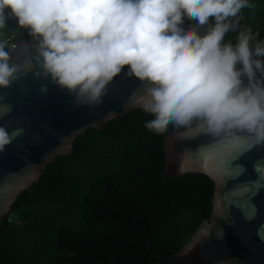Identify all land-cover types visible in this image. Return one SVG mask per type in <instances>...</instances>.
<instances>
[{"label": "clouds", "instance_id": "9594fccd", "mask_svg": "<svg viewBox=\"0 0 264 264\" xmlns=\"http://www.w3.org/2000/svg\"><path fill=\"white\" fill-rule=\"evenodd\" d=\"M254 8L251 0H0V29L8 19L27 29L40 69L35 75L73 94L81 106L101 104L127 67L128 77L146 82L140 107L153 117L146 129L195 128L250 150L264 144V81L257 78L264 76V40L240 28L242 10ZM185 17L214 24L200 35L181 27ZM237 31L234 44L225 42ZM9 46V39H0L4 89L20 71ZM18 134L0 127V152Z\"/></svg>", "mask_w": 264, "mask_h": 264}, {"label": "trees", "instance_id": "16d2710c", "mask_svg": "<svg viewBox=\"0 0 264 264\" xmlns=\"http://www.w3.org/2000/svg\"><path fill=\"white\" fill-rule=\"evenodd\" d=\"M251 2L240 28L264 40V0ZM237 35L229 32L225 42L234 44ZM26 36L15 19L0 29L9 43ZM152 118L134 108L74 137L1 230L0 264H148L143 239L157 256L174 255L209 216L212 182L191 172L161 177L162 137L175 128L149 131L144 124Z\"/></svg>", "mask_w": 264, "mask_h": 264}, {"label": "water", "instance_id": "95a60500", "mask_svg": "<svg viewBox=\"0 0 264 264\" xmlns=\"http://www.w3.org/2000/svg\"><path fill=\"white\" fill-rule=\"evenodd\" d=\"M209 25L210 20L199 26L185 17L181 27L204 35ZM34 44L30 35L10 42L11 63L20 71L10 87L0 88V127L19 130L0 152V232L26 189L46 164L70 151L74 137L134 108L142 110L146 82L128 77L127 67L108 85L101 104L81 106L73 94L35 75L40 69ZM257 78L264 81L260 73ZM242 80L247 86V77ZM161 142V177L206 175L212 182L211 207L172 256H157L143 239L152 256L148 264H264V144L249 150L247 143L233 145L195 128L172 130Z\"/></svg>", "mask_w": 264, "mask_h": 264}, {"label": "flooded vegetation", "instance_id": "af4514ba", "mask_svg": "<svg viewBox=\"0 0 264 264\" xmlns=\"http://www.w3.org/2000/svg\"><path fill=\"white\" fill-rule=\"evenodd\" d=\"M73 254H74V252H71V253H70V255H73Z\"/></svg>", "mask_w": 264, "mask_h": 264}]
</instances>
